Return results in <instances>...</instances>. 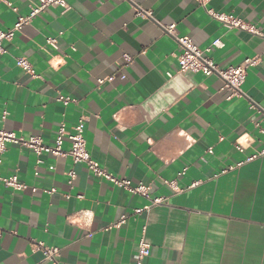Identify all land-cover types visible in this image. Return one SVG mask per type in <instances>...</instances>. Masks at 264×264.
<instances>
[{
    "label": "crops",
    "instance_id": "crops-1",
    "mask_svg": "<svg viewBox=\"0 0 264 264\" xmlns=\"http://www.w3.org/2000/svg\"><path fill=\"white\" fill-rule=\"evenodd\" d=\"M5 1L16 11L0 0L4 31L38 0ZM66 5L47 8L3 44L0 129L39 136L51 146L61 124L68 130L84 118L91 158L132 186L144 184L150 198L163 203L135 215L150 205L147 198L69 157H36L8 144L0 173L27 188L0 186V264H135L143 228L144 264H264V155L236 167L264 149V39L226 29L193 0ZM206 7L264 33V0H209ZM135 8L151 18L136 17ZM170 25L200 49L219 39L223 46L210 57L221 68L260 57L247 70L241 97L230 96L215 76L178 72L180 49L163 30ZM17 58H25L37 78L17 67ZM69 148L65 139L62 150ZM50 189L55 192H42ZM80 211L92 215L87 226L74 224L79 216L70 218ZM121 217L125 223L109 228ZM36 243L58 248L56 263L44 259Z\"/></svg>",
    "mask_w": 264,
    "mask_h": 264
},
{
    "label": "built area",
    "instance_id": "built-area-1",
    "mask_svg": "<svg viewBox=\"0 0 264 264\" xmlns=\"http://www.w3.org/2000/svg\"><path fill=\"white\" fill-rule=\"evenodd\" d=\"M130 1V0H127ZM200 7L204 8L206 13L216 21H218L223 27L226 29H239L245 31L250 35L258 36L264 39V33L258 31L253 25L234 17L231 14L225 13H216L211 9H207V4L209 0H193ZM3 2L9 7L12 8L13 11H16V8H13L11 3L3 0ZM61 7L63 9L67 8L66 0H38L36 4L32 5L29 13L26 16H19L14 23L13 27L9 30H0V55L5 53V49L3 44L5 42H11L16 34L20 33L21 30L30 25L35 17H37L40 13L45 11L49 7ZM134 15L136 17L141 18H151V13L149 11H143L139 8L134 9ZM164 32L170 36H172L179 49L180 53L177 55L176 59L178 62V72L181 74L184 73H193V74H201L205 77L215 76L220 79L223 83V89L226 90L230 96L232 97H241L242 91L241 88L245 82V78L247 75V70L251 67L256 66L260 62V57H252L245 59L239 66H231L227 68L219 67L215 61L210 57V53L212 49L221 48L222 42L217 39L212 42L210 47L205 49H200L197 45L193 43L190 37H178L174 32V25H170L168 27L163 28ZM50 44H54L55 41L53 39H49L47 41ZM124 60L126 63L131 61V57L124 55ZM15 64L19 67L23 72L33 78H37L35 75L32 66L25 58H17L15 60ZM108 78L106 80H110ZM103 80H99L98 83L102 84ZM58 101L63 104H68L72 102L69 98L58 97ZM5 114H3L2 119H4ZM84 126L85 119L81 118L78 122L70 127V129H66L64 124H61L58 128L57 136L55 138L54 144L51 146L45 145L39 136H30L25 139L23 137L16 136L13 132L6 131L4 129H0V163L1 157L6 151V146L8 144L18 145L20 147L27 148L31 150L36 157L46 153L50 154L54 157H69L73 164H84L88 171L92 173L94 176L105 179L111 182L118 188H122L133 195H140L142 197L147 198L150 201V205L146 206L142 209H137L134 214L139 215L143 211H148L150 207L158 206L163 203L162 198H150L148 194L149 188L142 183H139L136 186H132L130 181L125 179H119L115 175L108 173L104 170L96 161H94L89 152L86 149V142L84 138ZM264 133V131H262ZM67 140L70 143V148L67 152L62 150V145L64 140ZM236 149L242 152V149L239 145L236 146ZM209 154H212V149H208ZM264 155V149L256 154L247 156L243 161L236 164V167H240L245 163L251 162L259 156ZM37 163H40V160H37ZM232 168H228L223 170L221 173H225ZM183 170L178 176H182L184 174ZM68 176V185H72V181L75 177L74 172L70 171L67 173ZM167 186L176 190L174 187V183H165ZM0 186L12 189L14 191L25 190L27 187L22 183L18 182L16 176L12 177H4L0 173ZM37 190L35 188L31 189L32 193H35ZM44 194H52L55 192V189L43 190ZM78 199H82V195L76 196ZM68 198V196H66ZM75 216H79L78 221L74 224L78 226L85 225L87 226L91 222L92 215L88 211H80L73 215L70 218ZM126 218L121 217L119 221L113 223L109 228H118L123 223H125ZM35 249L39 250L44 259L55 262L59 255L58 248H49L46 247L42 243L34 244ZM149 244L145 239V228L142 229L141 237L138 241V249H137V257L135 260V264H144L143 260L148 255Z\"/></svg>",
    "mask_w": 264,
    "mask_h": 264
}]
</instances>
